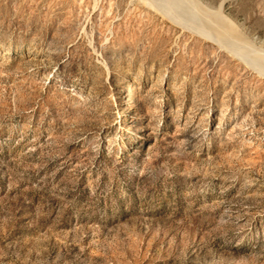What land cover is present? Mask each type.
I'll list each match as a JSON object with an SVG mask.
<instances>
[{
	"label": "rangeland",
	"instance_id": "374dc122",
	"mask_svg": "<svg viewBox=\"0 0 264 264\" xmlns=\"http://www.w3.org/2000/svg\"><path fill=\"white\" fill-rule=\"evenodd\" d=\"M165 1L0 0V264H264V0Z\"/></svg>",
	"mask_w": 264,
	"mask_h": 264
},
{
	"label": "bare ground",
	"instance_id": "6f19581e",
	"mask_svg": "<svg viewBox=\"0 0 264 264\" xmlns=\"http://www.w3.org/2000/svg\"><path fill=\"white\" fill-rule=\"evenodd\" d=\"M171 7V9H174L177 14L180 10H182V13L193 15V12L197 10L196 4H193L191 0H167L165 1V6ZM203 26V32L210 38L214 39L215 41L219 42L220 44L226 46L227 48L231 49L237 56L240 58L246 60L248 63H251L254 65L258 70L264 73V60L259 58V55L257 53H251L250 47L246 44H242L239 50L233 49V46L228 43L226 40H224L223 37L219 36L216 30H213L211 26L207 23H204L201 25ZM208 37V38H209ZM247 51V52H246ZM252 51V50H251Z\"/></svg>",
	"mask_w": 264,
	"mask_h": 264
}]
</instances>
